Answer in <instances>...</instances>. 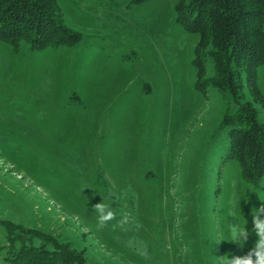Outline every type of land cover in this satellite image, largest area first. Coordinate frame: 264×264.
<instances>
[{"label": "rangeland", "instance_id": "374dc122", "mask_svg": "<svg viewBox=\"0 0 264 264\" xmlns=\"http://www.w3.org/2000/svg\"><path fill=\"white\" fill-rule=\"evenodd\" d=\"M55 3L78 43L32 52L0 42V264L21 246L7 248L6 223L56 238L86 264L246 255L258 237L251 232L240 247L228 241L229 224L235 216L252 229L264 177L248 184L227 160L220 123L233 107L212 85L196 88L199 36L177 23V0ZM213 75L208 63L204 76ZM257 85L252 107L264 121V65ZM244 94L254 97L248 87ZM129 186L135 196L124 198ZM101 200L117 220L132 210L142 227L125 233L114 220L98 230ZM130 237L148 244L150 261L126 246Z\"/></svg>", "mask_w": 264, "mask_h": 264}, {"label": "trees", "instance_id": "16d2710c", "mask_svg": "<svg viewBox=\"0 0 264 264\" xmlns=\"http://www.w3.org/2000/svg\"><path fill=\"white\" fill-rule=\"evenodd\" d=\"M56 8L55 0H0V42L14 51L27 45L32 52L78 43L80 34L62 24ZM175 10L183 30L199 36L193 64L202 77H197L196 88L204 91L212 85L232 104L233 113L220 123L230 140L227 160L239 165L248 184L257 186L264 177V121L257 118L252 101H257L258 70L264 65V0H177ZM208 63L214 75L207 79ZM245 87L254 96L251 101L245 100ZM6 227L7 248L21 245L9 253L8 264H86L52 236L10 223ZM35 237L46 244H25Z\"/></svg>", "mask_w": 264, "mask_h": 264}, {"label": "clouds", "instance_id": "9594fccd", "mask_svg": "<svg viewBox=\"0 0 264 264\" xmlns=\"http://www.w3.org/2000/svg\"><path fill=\"white\" fill-rule=\"evenodd\" d=\"M130 193L132 196H135V192L132 190L131 186L124 190L122 196L127 198ZM93 210L97 214L96 227L98 230L105 229L109 226L110 222L114 220H116L114 228H118L120 231L125 233L132 231L133 228L138 231L142 227L139 223L138 217L132 210L122 211L119 220H117L116 209L102 200L101 202L93 205ZM251 215L253 225L251 230L246 229V221L244 219L241 223H237L235 216L231 215L235 222L229 224L228 233L230 239L228 241L243 247L244 243L248 240L250 233L254 232L258 237L255 241L254 247L243 256L234 255L231 259L227 256L220 257L218 260L220 264H264V204H262L259 208L253 209ZM126 246L146 261L151 260L148 244L144 240L130 237L126 241Z\"/></svg>", "mask_w": 264, "mask_h": 264}]
</instances>
